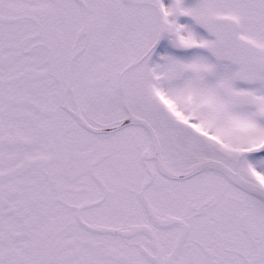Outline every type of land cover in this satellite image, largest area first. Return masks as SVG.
<instances>
[{"label": "snow or ice", "instance_id": "obj_1", "mask_svg": "<svg viewBox=\"0 0 264 264\" xmlns=\"http://www.w3.org/2000/svg\"><path fill=\"white\" fill-rule=\"evenodd\" d=\"M0 264H264V0H0Z\"/></svg>", "mask_w": 264, "mask_h": 264}]
</instances>
